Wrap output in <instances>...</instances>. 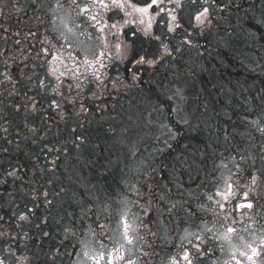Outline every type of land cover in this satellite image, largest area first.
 I'll list each match as a JSON object with an SVG mask.
<instances>
[{"label": "trees", "instance_id": "16d2710c", "mask_svg": "<svg viewBox=\"0 0 264 264\" xmlns=\"http://www.w3.org/2000/svg\"><path fill=\"white\" fill-rule=\"evenodd\" d=\"M50 1L44 0V8L53 4ZM222 2L227 4L229 0ZM18 7L23 11H17ZM182 9L171 6L182 29L168 32L167 17L164 32L154 28L146 37L140 31L138 47L131 48L136 55L147 51L157 58L164 44L180 51L155 68L137 65L130 58L105 60L107 67L100 70L105 87L99 88L94 81L89 82L93 69L82 66L85 57L56 38L50 8L34 11L30 0H0V72L8 71L14 77L12 82L0 83V248L25 244L31 248L29 253L43 251L51 260L56 259L59 240L64 237L67 253L74 228H98L104 216L99 214L103 209L96 211V205L110 204L120 195L115 175L123 165L131 166L129 155L141 150L139 158L149 155L145 173L151 183L160 180L161 184L163 175L168 174V185L172 180L185 185L187 174L194 178L204 170L201 166L227 162L249 168L252 159L256 168L249 171L261 176L257 169L264 165L260 160L264 136L257 127H264V39L253 42L246 39V34L234 33L232 26L238 27L234 11L219 13L213 27L200 34L186 23ZM129 31L127 27V36L120 39H128ZM185 31L192 33L191 47L181 44ZM228 36L232 37L230 44L220 47ZM44 50L50 55L46 56ZM69 69L78 70L83 82L79 96L77 90L69 92L67 87L77 82L71 79ZM62 72L65 76H60ZM40 80L46 88L39 87ZM57 85L63 95L53 91ZM177 88L182 89L183 100L176 95ZM137 96L139 100L135 101ZM151 99L160 102L168 113L167 117L164 114L167 126L176 137L170 140L175 145L171 156L165 148L143 152L144 147L152 150L170 137L161 135L163 131L157 125L145 134L143 114L147 104L152 106L155 101ZM70 100H76L75 107L68 103ZM53 101L60 107H51ZM34 103L36 111L32 110ZM81 103L86 115H77ZM175 103L182 104L181 113L190 123H178L179 118L173 114ZM18 106L20 111L16 110ZM151 109L160 108L153 104ZM126 110L130 112L128 117ZM32 128L36 131H30ZM77 135L85 139L80 147ZM157 137L160 141H155ZM48 148L59 151L49 152ZM177 157H183L192 167L176 163ZM159 160L175 166L162 170ZM9 171H16L20 178L9 177ZM45 190L47 198L43 196ZM20 215L27 220H19Z\"/></svg>", "mask_w": 264, "mask_h": 264}, {"label": "snow or ice", "instance_id": "6c2138e0", "mask_svg": "<svg viewBox=\"0 0 264 264\" xmlns=\"http://www.w3.org/2000/svg\"><path fill=\"white\" fill-rule=\"evenodd\" d=\"M162 0H143V5L141 6L139 0L133 2V0H86V2H82V0H55L54 6H49L51 12L54 14L57 9H63L66 7H75L79 9L78 15L82 17L79 24L77 25L80 28H83L85 22H88L89 27L95 28L101 36L96 37L100 39L103 48L92 58L89 59L85 56L82 61V66L87 68H92L93 72L90 74L93 81L96 83L97 87L102 88L105 87L104 79L102 78V74H100V70L105 69L107 64L105 60L113 61L114 59H119L121 61L130 58V62L135 63L137 65H146L148 67L155 68L158 64H161V61L166 57H173L174 52L180 51V48L169 49L167 44L163 45V52L159 54V58H157V54H152L149 52H145L142 55H136L131 52V49L127 44L124 43L123 40H120V36H127V33L123 32V28L128 25L132 26H143L137 27L136 31H142L146 37L149 36L150 30L152 28V19L150 10H154ZM171 3L175 5L176 8H183V0H170ZM193 4L200 3L201 7L196 11L194 15L189 18V27H191L194 31L198 30L200 34H203L206 30L213 27L212 21L217 19L219 13H232L235 12L236 20L238 21V27L232 26V31L234 33L246 34V39L250 41H256L257 39H264V0H229V3L224 4L222 0H191ZM31 6L34 11L43 9L44 11H48L49 8H44V0H30ZM16 5H14L15 7ZM7 5L5 4V8ZM17 11H23L22 8H17ZM243 13L241 16L240 13ZM107 14V19H105V15ZM114 17H118L115 22L109 23V21L113 20ZM123 21L121 24L120 21ZM63 23V21H62ZM63 27L67 32L71 33L73 29L69 27L67 23H63ZM184 26L178 20L177 14L175 12L170 14V24L168 26V32H175L177 29H182ZM105 29H108V34L113 36L115 39L112 42L108 41V35L105 34ZM115 30V31H113ZM136 31H133L131 34L133 36L136 35ZM19 35V34H17ZM185 39L181 41L182 45H188L191 47V32L185 31L184 33ZM89 39H92L93 36L91 33L88 34ZM151 38L160 40L158 35H152ZM232 37L228 36L225 40L221 42L220 47L228 46L231 42ZM19 43V41H17ZM111 43V47L109 46ZM114 49V52H113ZM44 54L50 55L47 50H44ZM56 59V56L52 57ZM7 61H5V64ZM98 66V67H97ZM162 66V65H161ZM207 71V69H205ZM55 71V69H53ZM71 79L77 81L76 83H68L67 87L69 92L73 89L77 90V96H79V90L83 87V82L79 80V72L73 71ZM0 76H3V80H0V83L12 82L14 77L8 72H0ZM60 76H65V73H60ZM31 79V77H29ZM136 79L134 75V80ZM57 80H60V77H57ZM117 81L119 78L117 77ZM40 88H46L47 85L43 80L38 82ZM64 84V81H60V85ZM57 85V88L53 89L57 95H63L62 92L57 89L60 87ZM176 95L180 97L181 100L184 99V95L182 89L177 88ZM70 105L73 107L76 106V100L68 101ZM51 107L59 108L60 105L53 101ZM27 107V105H24ZM206 107V106H205ZM17 111H20V107L18 106ZM32 110L36 111L37 105L34 103L32 105ZM66 110V109H65ZM87 109L84 105L80 104V112L77 115H86ZM184 123H190L188 120H184ZM143 129L147 132L152 131V122L148 121L143 126ZM164 127H167L166 125ZM4 132H7L8 129H3ZM30 131L35 132L36 129L32 128ZM72 131L75 133L76 129L73 128ZM171 131V130H169ZM257 131L264 136V127H257ZM80 143L77 147L84 145L85 139L83 136L77 135L75 138ZM158 139V137H157ZM175 135L170 136L168 139L164 141L165 149L168 151L169 156L172 155L175 150V145L170 142V140H175ZM262 147V153L260 155V160L264 161V145ZM59 151L58 149L48 148L49 152ZM7 151V149H5ZM251 158V157H250ZM243 159V158H242ZM55 164V161H52ZM158 163L161 165L162 170H171L175 165L171 163H166L165 160H159ZM176 163L187 164L189 168L192 167V164L189 161L185 160L183 157H177ZM152 167V165H149ZM256 168V160L252 159L251 165L249 168H242V165L237 164V172L249 171V169ZM155 170V169H153ZM49 171H52L50 169ZM257 171L261 172V176L258 177L255 174H250V188H255L258 185V181L264 178V165ZM183 174V173H182ZM9 177L13 179H19L16 171H9L7 173ZM231 179V177H229ZM158 183V182H157ZM148 192H153L152 189L146 188ZM63 191V189H61ZM171 191V189H169ZM138 196L141 200H143L145 204V208L142 210L143 216L136 217L135 219L129 220L126 218V211L121 213L120 223L122 225V230L120 233V240L117 242L118 246L114 247L111 251L105 253L103 251L105 245L103 241H99L101 250L96 252L95 254H91L87 244H84V248L80 253H73V255H83L85 258H91L93 264H100L101 261L106 259V264H152V259L154 256L159 255L158 248L156 246L155 241L161 239L159 235V220L154 219V213L159 211L160 215H165V209L161 207L160 209H153V200L152 199H144V195L142 192L137 190ZM154 195V193H153ZM235 193L233 192V185L226 181V188L224 191H217L214 195H208L206 197L207 200L213 201L216 205H218L220 211L216 212L213 210V215L219 217L221 213H227L228 209L225 207L226 204L231 203V200ZM43 196L47 198L49 196L48 191L43 192ZM201 194L198 192H191L186 196H183L181 199L176 200L171 196L168 197V207L166 209V214L169 217H175L181 215V213L188 216H198L199 209H195L193 207L194 203H198L201 208H203V200L200 198ZM249 193L245 192L243 194V201L236 204L233 208L234 211H240L243 209H253L254 204L252 201L248 199ZM219 197L220 199H216ZM159 200L167 203L164 197H159ZM260 199H264V197H260ZM223 201V202H222ZM48 204H51V200H47ZM122 204L125 205L126 201H121ZM259 206V205H257ZM152 211H149V210ZM208 211L209 209H204ZM31 211V210H30ZM2 219V217H0ZM19 220L25 221L27 217L25 215H20ZM156 224V229L153 228V224ZM98 228L104 229L103 224L97 225ZM204 231L211 234L209 236H205L201 239L200 236H197V240L199 243H195L192 245L191 250H185L181 259L186 262V264H196L199 261V264H203V256L209 254V250L207 247H201V245L206 240H212L215 237L216 241L221 242V248H223V244L227 243L230 247H233L231 234L236 231L235 228L228 227L224 234H215L213 233L212 228H205ZM95 232V230H93ZM151 237L152 239H149ZM81 243H84L83 241ZM139 244V246H137ZM247 248L250 249L249 252L241 251L239 253L240 256L246 258L250 264H256V257L262 254V250H264V243L261 244L260 249L257 247H253L252 245H246ZM214 254V253H213ZM132 257H136L133 259ZM235 251L232 253V259L235 260V264H241L239 259H236ZM0 264H4L2 260H0ZM167 264H179V261L175 257H170ZM225 264H231V260L226 261Z\"/></svg>", "mask_w": 264, "mask_h": 264}, {"label": "flooded vegetation", "instance_id": "af4514ba", "mask_svg": "<svg viewBox=\"0 0 264 264\" xmlns=\"http://www.w3.org/2000/svg\"><path fill=\"white\" fill-rule=\"evenodd\" d=\"M82 2H86V0H82ZM133 2H136V0H133ZM139 2L142 6L143 0H139ZM172 4L173 3H171L170 0H162V2L159 3L154 10H150L151 16L153 17L152 28L158 25L157 21L161 15V11L168 9ZM73 9H75V7H73ZM77 10L79 12V9L76 8V11ZM104 15L105 19H107V14ZM116 19H118V17H114L113 20L109 21V23L115 22ZM120 23L122 24L123 21L121 20ZM126 27L136 31L137 27L143 26L128 25L123 28V32ZM139 32L140 31H136L137 34ZM93 33L94 38L101 42L100 39L96 38L100 37L101 34L96 31L95 28ZM105 34L108 35L109 42L114 41L115 38L108 34V29H105ZM131 37H133L132 34ZM109 46L111 47V45ZM225 163L226 166L232 170L230 172L231 179L227 182L233 185V192L235 195L233 196L231 203L225 205L228 212L221 213L219 217L213 215V210L216 212L220 211L218 205H216L213 201L207 200L206 197L208 195H214L217 189L220 191L225 190L221 189V184L218 181V174L219 170H221L222 163L201 166L200 168L202 169L204 167V170L199 175L197 173L194 178L191 173H188L187 176L189 179L185 180V185H176L174 180H172L171 184L168 185L167 177L170 176L168 174L163 175L164 180L161 184L160 180L151 183L149 175L145 173L148 168L147 165L146 168H143L139 175L134 177V181L130 185V189L127 190L125 188L121 191L122 193H125L122 198L129 205L128 212L126 213V218L129 220L143 216L142 210L145 208V204L138 196L137 190L143 193L144 199L153 200V209L158 210L161 207L165 209V215L163 216L160 215L159 211L154 213V219L159 220V235L161 239L155 241L159 255L153 257L152 264H167L170 257H175L179 261V264H186V262L181 259L183 252L185 250H191L193 244L199 243L196 238L197 236H200L201 239H203L205 236L211 235L204 231L205 228H212L213 233L219 235L220 232L226 230L228 227H232L236 229V232L240 230L249 237L250 233H252L253 238L256 231H264V199H260V197H264V180H259L258 185L255 188H250V174L241 173L240 171L237 172V164L235 163ZM186 168L189 167L186 166ZM172 176H174V174H172ZM158 181L159 184L157 183ZM146 188L152 189L153 192L146 191ZM169 189H171V191H169ZM193 191L200 193V198L203 200V208H201L198 203L193 204L195 209H199L198 216H188L181 213L179 216L169 217L166 214L168 203H171V201H168L169 196L173 199L179 200ZM245 192L249 193L248 199L253 202V209L234 211L233 208L236 204L244 202L243 194ZM159 197H164L168 202L165 203L159 200ZM216 199L220 198L216 197ZM113 204L114 202L108 205L111 208V212L101 214L104 216V219L100 222V224L105 226L104 229L93 226L73 229L72 236H69L68 238V241L71 244L67 253H65L64 242L66 240L64 237L60 238L58 243L59 245L57 247L58 254L56 259L48 260L47 257L49 256L43 251L36 254L29 253L31 249L30 246L25 247V244H20L12 245L9 249L6 248L7 245H3L0 248V260H2L4 264H73L78 259V255H73V253H79L80 243L86 236L93 237L97 244V252L101 250L99 241L102 240L105 245L103 251L107 253L114 247L118 246L117 242L120 240V233L122 230V227H120L119 230L116 227L117 222L120 223L121 215L118 217V214L115 212L116 209L112 207ZM204 209L209 210L205 211ZM149 211L152 210L150 209ZM153 228L156 229L155 223L153 224ZM93 230H95V232H93ZM149 239L152 238L149 237ZM220 245L221 242L216 241L215 237H213L212 240H206L201 245V247H207L209 250V254L203 256V264H225L223 261L224 255L221 254ZM137 246H139V244ZM252 246L255 247L254 244H252ZM21 247L25 248L24 252H22ZM246 252H249L250 254V249L248 248ZM132 258L135 259L136 257ZM236 259H239L241 264H250V262L242 256H239ZM81 264H93V261L89 257L85 258L84 262ZM100 264H106V259L101 261ZM196 264H199V261H197ZM231 264H235V261L233 262L231 260ZM256 264H264V259H256Z\"/></svg>", "mask_w": 264, "mask_h": 264}, {"label": "rangeland", "instance_id": "374dc122", "mask_svg": "<svg viewBox=\"0 0 264 264\" xmlns=\"http://www.w3.org/2000/svg\"><path fill=\"white\" fill-rule=\"evenodd\" d=\"M53 2V4L51 6L55 5V0H51L50 3ZM201 7L200 3H196L193 4L191 2V0H184L183 1V11H182V16L184 19H186V23H189V18L194 15L196 13V11ZM51 12V10H50ZM51 21H52V26L51 29L53 30L56 38L61 42L62 45H65L67 47L70 48H74L75 50H77L81 55H83L84 57L87 56L89 59H92L102 48V44L99 40H96L94 38V33L93 30L94 28L89 27L88 22H85L83 25V28L78 27L77 25L79 24L80 20L82 19L81 16L78 15V10L76 11V8L73 9L72 7H66L63 9H57L56 12L53 14L51 12ZM166 15L161 11V15L158 18V32H164V26L166 25L165 20H166ZM67 23L69 25V27H71L73 29V31L71 33L67 32L66 29L63 27V23ZM164 25V26H163ZM127 28V27H126ZM125 28V29H126ZM134 30L131 29L130 32V36L127 39H124V43L128 45V47L131 49L133 46L138 47V44L136 41L140 40L139 37H141L140 35H138L136 33L135 36L131 37V33ZM91 33L93 38L89 39L88 34ZM137 39V40H135ZM139 100V96H137L135 98V101ZM151 100H155V99H151ZM154 105L158 106L160 109L159 110H154L151 109V107ZM152 106L147 104L146 107V111L145 114H143L145 118V123L148 121L152 122V125H157L158 130H162L163 134L161 135H175L173 134L172 131L169 128V126H167V120L165 119V116L167 117V111L165 110V108L162 106V104H160V102H157L156 100L152 102ZM180 106V107H179ZM126 107V106H123ZM182 104H174L173 107V114L179 118V122L180 124L184 123L185 117L184 115L181 113L183 111L182 108ZM126 109V108H125ZM127 112V110H126ZM137 110L133 111L134 115H137ZM127 117L129 116L130 112H127ZM165 114V116H164ZM140 116L138 115V118ZM167 127H164V126ZM155 141H160L159 139L155 138ZM164 141H160L158 142V146L157 144H155L153 146V149H149L148 147H144V151L143 152H151L152 151H158V150H164L165 148V144ZM139 153L133 154V155H129L128 156V160L131 161V166L130 165H124L121 167L120 171L118 172L119 174L115 175L119 182V191H120V195L114 199V204L112 205V207H114L116 209V213L118 214V217H120L122 212L126 213L128 212V208L129 205L128 203L126 204V208L125 205L121 203V201H125L122 196L125 195V193H121V191L123 189H130V185L132 184V182L134 181V177L139 175L141 173V171L143 170V168H146L147 163H148V156H146L145 158H139L140 154L142 153L141 151H138ZM155 155V154H154ZM142 156V155H141ZM135 160V162H134ZM133 163V165H132ZM130 166V167H129ZM115 168V167H114ZM141 168V169H140ZM113 169V168H112ZM113 172H117V168L112 170ZM231 168H228L226 166V163L222 162V166H221V170H219V174H218V181L221 184V189H225V185H226V181L229 180L230 176V172H231ZM89 186V185H88ZM98 205V204H97ZM96 205V211H99L100 209H103V211L99 214H107L109 212H111V208L109 206H107L108 204L104 205V206H100ZM86 212H84L85 214ZM83 214V215H84ZM84 218V216H83ZM116 227L118 228V230L120 229V227H122L121 223L117 222ZM226 232V230L220 232L219 234H224ZM88 235V233H87ZM231 239H232V244L234 246L230 247L227 243L223 244V248H221V254L224 255L223 257V261H229L232 260L233 262L235 260L232 259V253L233 251H235L236 257H239V253L241 251H246L248 248L246 247V245H252L254 244L255 247L258 248V250L260 249V246L262 243H264V231H256L254 238H253V234L250 233V237L248 235H245L242 231H235L234 233L231 234ZM84 243H80V249H79V253L81 252V250L84 248V244L88 245V248L90 250L91 254H94L97 252V244L94 241L93 237L90 236H86L83 240ZM81 241V242H82ZM78 259L77 261H75L73 264H81L82 262H84L85 257L83 255H78L77 256ZM257 260H263L264 259V250H262V254L256 257Z\"/></svg>", "mask_w": 264, "mask_h": 264}]
</instances>
